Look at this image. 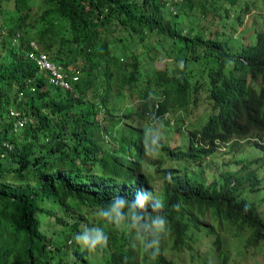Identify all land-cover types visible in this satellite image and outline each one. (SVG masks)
Here are the masks:
<instances>
[{"label":"trees","instance_id":"trees-1","mask_svg":"<svg viewBox=\"0 0 264 264\" xmlns=\"http://www.w3.org/2000/svg\"><path fill=\"white\" fill-rule=\"evenodd\" d=\"M261 5L0 0V264H205L215 247L214 262L230 264L232 228L246 234L240 250H262L264 211L252 195L264 187V28L251 41L233 31ZM31 41L77 74L69 87L49 81L28 55ZM150 92L160 97L151 105ZM149 112L165 125L156 158L143 149ZM230 139L259 155L207 181L193 164ZM149 183L168 220L155 259L94 216ZM84 225L103 228L107 246L77 244Z\"/></svg>","mask_w":264,"mask_h":264},{"label":"clouds","instance_id":"clouds-1","mask_svg":"<svg viewBox=\"0 0 264 264\" xmlns=\"http://www.w3.org/2000/svg\"><path fill=\"white\" fill-rule=\"evenodd\" d=\"M182 67V64H181ZM160 97L149 93L147 101L151 105L158 102ZM146 119L147 125L143 131L144 155L156 158L162 148L165 125L163 119L154 112H149ZM172 182V175L166 176ZM150 189L137 190L132 199L124 195H113L106 207L95 210L94 216L117 230L133 235L134 241L148 254L150 259H155L160 252L161 237L167 234L168 220L164 214V201L159 197L154 187L149 183ZM75 242L89 251L98 247H106L108 237L103 228L98 226H82L81 231L74 237ZM134 247L136 244L133 245Z\"/></svg>","mask_w":264,"mask_h":264},{"label":"rangeland","instance_id":"rangeland-1","mask_svg":"<svg viewBox=\"0 0 264 264\" xmlns=\"http://www.w3.org/2000/svg\"><path fill=\"white\" fill-rule=\"evenodd\" d=\"M261 7H263L261 5ZM257 7L256 9H251V11H248L244 14V18L242 19V23L235 22V30L234 35L236 37L239 36V38L245 40V41H251L254 39V30L255 28H264V15L258 14L261 10L264 11V7ZM170 8V7H169ZM228 26V24L226 23ZM225 25V26H226ZM244 25H249V29L251 32L247 34L240 33V30ZM227 26L225 28H227ZM246 31V30H245ZM256 87L259 88V85L256 84ZM191 121V118L189 119ZM243 140L242 137H238ZM231 139L226 141L225 143H220L217 147V150L211 154L210 156H207L205 160L201 163H195L193 164V169H196L199 166H203V175L205 176L206 180L209 181L212 177L217 176L219 172L224 167L227 166H239L241 162L244 160L246 161L245 157L251 158L254 156L259 155L258 149L252 145V143H243L241 146L238 147H230ZM231 154V155H230ZM233 154V156H232ZM231 157H236L241 159V161H235ZM228 161H233L231 164L227 163ZM160 184V181H156L155 186L158 187ZM254 198L257 199L258 205L261 209L264 211V187H262L258 192L254 193L252 195ZM54 222H49V229L53 227ZM234 232H236L235 228H232L229 232H226V238L228 243L226 244L230 253V264H257L260 261L262 262L264 260V248L262 250H259L258 248H252L251 245L245 247L243 250H240L242 247V242L244 241V236H236L234 235ZM200 240L202 242V238H199V240L195 241L200 246ZM241 241V242H240ZM218 250L219 248L215 247L213 248L212 255H209V261H205V264H216L214 261V258H218ZM211 255V256H210ZM190 256V253L187 251L184 254V257L188 259ZM186 261V260H185ZM198 262V260L196 261ZM184 264V263H180ZM186 264H192L190 262ZM197 264H204L199 261Z\"/></svg>","mask_w":264,"mask_h":264},{"label":"built area","instance_id":"built-area-1","mask_svg":"<svg viewBox=\"0 0 264 264\" xmlns=\"http://www.w3.org/2000/svg\"><path fill=\"white\" fill-rule=\"evenodd\" d=\"M31 45L33 48L29 50L28 55L35 60L42 70L48 73L49 81L53 84L69 87V77L77 78V74H70L61 64L51 60L45 51L37 50V44L34 41H31ZM14 113H16V111H14ZM18 123L21 124L22 120H19Z\"/></svg>","mask_w":264,"mask_h":264}]
</instances>
